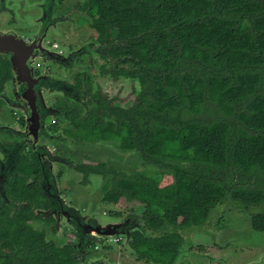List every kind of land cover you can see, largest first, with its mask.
<instances>
[{"label":"trees","instance_id":"trees-1","mask_svg":"<svg viewBox=\"0 0 264 264\" xmlns=\"http://www.w3.org/2000/svg\"><path fill=\"white\" fill-rule=\"evenodd\" d=\"M77 1L101 58H111L106 72L143 86L127 108L100 91L80 97L78 108L63 104L64 136L136 153L158 174L75 168L110 183L105 203L142 208L150 230L201 226L214 209L234 205L250 215L253 230L264 232V0ZM7 72L0 60V89ZM29 167L21 158L10 181L31 177ZM165 176L170 184H162ZM42 195L35 180L12 198L37 203ZM28 210L10 218L0 209V241L20 247L17 264H76L72 250L46 248L40 233L18 221ZM132 235L139 260L176 261L178 232Z\"/></svg>","mask_w":264,"mask_h":264},{"label":"flooded vegetation","instance_id":"flooded-vegetation-1","mask_svg":"<svg viewBox=\"0 0 264 264\" xmlns=\"http://www.w3.org/2000/svg\"><path fill=\"white\" fill-rule=\"evenodd\" d=\"M61 4V1L46 0V3L40 6L43 14L41 18L37 20L39 23L37 34H41L40 36L42 39L40 38L39 40L41 50L30 59L28 63L29 72L26 70L23 77H16L11 71L10 58H13V55H0V60L8 64L7 78L2 82V87L0 89V168L2 169L3 167V172H6V176L3 178L0 187V209L4 206L10 211L9 217L15 218V211L28 205V212L19 215L18 221L24 222L30 229L40 233L39 235L42 236L43 242L47 245L46 248L56 249L58 250L56 251L57 253H59V249L64 247L72 250L76 264H110V262L113 261H111L108 256L109 253L113 251L123 253L129 252L133 256L132 259H134V264H163L162 258L158 255L148 262L138 259L135 250L131 246L133 242L132 234L135 232L152 238L162 236L164 233L178 232L182 241L181 246L177 250L178 257L173 264H181L186 259L185 257L193 260V256H195L197 257L196 260H198L201 256L208 255L211 247L216 250L212 253H217V250H221L222 248L220 249V245L216 240L217 236L215 239V235L213 234H209L212 236L210 247H203L201 245H191L190 247L187 243L185 244L182 232L192 227L175 228L169 231L166 229L153 231L148 229L144 221L140 219L142 208L139 206L132 210L130 207H127L125 203H105L103 199L102 203L113 207H124L126 212L109 211L107 214L108 219L122 221L118 226L108 227L104 230V232L108 234L117 233L118 235H116L115 239H109L99 235L97 237V230L101 231L102 229L98 228L95 219H92V217L88 218V224H85L84 219L87 215L83 216L82 211L76 209L77 206L74 209L70 208V205L68 206L64 203L59 196H52L56 193L55 188H59V180H61L65 171H63V167L69 166L75 173L80 174L82 176L81 184H83V186H85L84 184H86L91 177H101L95 174H89L85 177L84 174L80 173L75 167L87 164H74L72 158H67V160H65L64 157L69 156L70 153L74 151L69 145V141L72 142V139L64 136V131L66 130L64 129L65 126L59 122V118H64L65 113L69 111V109L66 108L64 111L61 110V107L64 104L71 109L78 108L81 103L80 97L96 91L102 92V96L110 101L112 99L103 91L98 82V78L106 81H118L121 78L114 80L111 75L106 72L111 68V58L103 60L99 54V45L94 43L91 38L88 45L81 43L76 46L67 47L61 51L58 50L59 47L57 44L52 45L50 48L48 47L49 45L46 44L48 28L55 26L57 23L67 24L69 22H74V19L72 20L70 18L71 15L63 11L62 8L61 10L59 9ZM76 4L78 11L76 17L82 20H88L87 13L79 8L78 1ZM5 12L12 13V11L7 9L4 5L0 7V17H2ZM59 13L62 14L60 19ZM16 19L17 18L13 15V22H15L13 24L14 28L18 29V27H16ZM55 19L58 21L54 22ZM46 28L47 31H45ZM7 30L8 31H2V29H0V33L4 34L11 32L15 34L12 31V26ZM44 32L46 33L45 37H43ZM34 37L35 35L32 39H21L25 44L30 45ZM45 45H47V47ZM87 77H90L89 80H85ZM135 83L137 84V81H135ZM14 91L20 96H22V94H24V96H22L21 99L18 96L15 97ZM67 91L73 94H66L65 92ZM11 101L20 111L11 108L8 109L7 104ZM4 112L14 119L12 123L10 121H4V119L1 118ZM27 119L29 120L27 121ZM72 143L75 146L82 145L76 141ZM15 149L20 150V153H18V159L15 163L17 165L14 171L11 165L12 161L9 157H13ZM24 157L31 166L29 168L33 170V173L31 177H27V179L22 181L25 184L23 191L14 192L13 180L10 181V178L17 176L19 161ZM7 159L8 164L3 166ZM43 170L45 171L44 176L42 175ZM10 171H13V174H11ZM35 180L43 194L41 200L36 203L27 198L26 200L29 202H26V200H18V198H12L20 196L23 192L29 191L31 184ZM42 183L43 186H46L45 189H43ZM104 187L106 194V192L111 189V185L110 183L106 185L105 181ZM48 188L50 191H48ZM69 204L74 207L72 203L69 202ZM230 207L240 211L234 205ZM222 208H220V212L223 210ZM244 213L250 217L248 213ZM215 215L216 214H213L205 224L197 227L203 229L205 226H210L212 224L211 220ZM59 220L64 221V224L61 226L62 229L59 227ZM93 231L96 233H92ZM253 231L256 233H264ZM71 236L74 237L75 240L70 242ZM110 242H112L113 245H110ZM18 250H20V247L17 248L16 244L14 245V241L10 240L9 243H6L4 240L0 241V258H2L0 264H17L19 259H21L19 255H16ZM46 257L52 259L49 256ZM122 259L123 258L120 257V260Z\"/></svg>","mask_w":264,"mask_h":264},{"label":"rangeland","instance_id":"rangeland-1","mask_svg":"<svg viewBox=\"0 0 264 264\" xmlns=\"http://www.w3.org/2000/svg\"><path fill=\"white\" fill-rule=\"evenodd\" d=\"M56 1L62 2L59 9L61 10L62 8L63 11L71 15L70 18L74 19V22L67 24L57 23L55 26L50 27L46 35L48 47L50 48L52 45L57 44L58 50L61 51L81 43L88 45L92 34L88 29V25L82 19L76 17L78 15L77 0ZM44 3H46V0H0V7L5 5L7 9L12 11V13L5 12L0 17V29L8 31L7 29L12 26V31L18 37L24 40L32 39L38 33L39 23L37 20L43 14L40 6ZM13 15L17 18L16 27L18 29L14 28ZM60 17H62L61 13H59V19ZM47 45L45 46L47 47ZM98 79L106 95L113 100L115 105L121 108L129 107L133 102L135 91H139L140 87L143 86V84H136L132 80L123 77L118 81ZM9 106L17 107L12 101L7 104L8 109H10ZM1 118L11 123L14 121L5 112ZM69 145L74 152L64 158L65 160L72 158L74 164L93 163L101 164L108 168H117L126 173L145 172L150 175L158 174L153 167L146 165L147 163L145 162L143 163L136 153H123L114 146L97 144L75 146L71 141H69ZM63 171V177L59 180V188L57 187L56 189L59 198L68 206L70 205V208L74 209L77 206L76 209L81 210L83 216L87 215L84 219L85 224H88V218L92 217V219L96 220V225L102 229L101 231L97 230V237L99 235L115 239L116 235H118L117 233L108 235L104 230L108 227L118 226L122 221L108 219L107 214L109 211L126 212V209L121 206L113 207L102 203L105 194V179L94 176L83 186L80 174L75 173L69 166L63 167ZM171 181V177L165 176L162 179V184L167 185ZM12 182L14 192H21L25 188V184L20 180H13ZM217 209H214L215 211L213 210L214 212L212 211L211 213V216L213 214L216 215L212 218L210 226H205L203 229H200V227L187 228L183 230L182 236L185 244L187 243L190 247L191 245L210 247L212 236L209 234H213L215 239L217 236L216 240L220 245V249H222L217 250V253L214 254L212 252L216 250L211 247L208 255H203L198 260H196L197 257L195 256H193V260L185 257L186 259L181 264H264V233H256L252 230L250 217L244 212L230 206H227V208L223 207L221 212L219 211L220 207ZM63 224L64 221L59 220L60 228ZM92 233L96 232L93 231ZM70 238V242L75 240L72 236ZM109 244L113 245L112 242ZM120 257L123 259L120 260ZM132 257L129 252L114 251L109 253L108 256L113 261H109L110 264H119V262L120 264H134Z\"/></svg>","mask_w":264,"mask_h":264},{"label":"water","instance_id":"water-1","mask_svg":"<svg viewBox=\"0 0 264 264\" xmlns=\"http://www.w3.org/2000/svg\"><path fill=\"white\" fill-rule=\"evenodd\" d=\"M55 21H58V20L55 19L54 22ZM45 31H47V28L45 29ZM40 35L41 34L35 35L32 43H30V45H27L23 42L21 38H19L17 35L11 32H7L4 34L0 33V55L1 56H8L10 54L13 55V58H10L11 71L13 75H15L16 77H19V78L23 77L26 73V70L29 72L28 63L30 62V59L33 58L34 55L39 53L41 50V46L39 45V40L41 38ZM45 35L46 33L44 32L43 37H45ZM14 93H15V97L18 96L20 99L22 96H24V94L20 96L16 91H14ZM65 93L71 94V95L73 94L72 92H69V91ZM10 108L16 111H20L19 108L17 107L15 108L10 107ZM28 120L29 119H27V121ZM18 153H20V150L15 149V154L13 155V157H9V159L12 161L11 165L13 168L15 166L16 160L18 159V155H19ZM7 164H8V159L7 161L4 162L3 166H6ZM10 173L13 174V171H10ZM44 173L45 171L43 170L42 171L43 176H44ZM5 176H6V172H3V167H2V169L0 168V187L2 185L3 178ZM42 187L43 189H45L46 186H43V183H42ZM48 191H50L49 188H48ZM55 192L56 193L52 196H58L56 188H55Z\"/></svg>","mask_w":264,"mask_h":264}]
</instances>
